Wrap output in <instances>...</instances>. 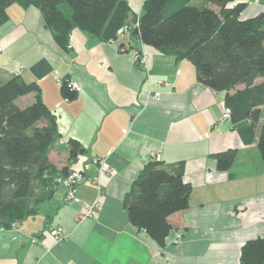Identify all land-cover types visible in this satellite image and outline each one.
Masks as SVG:
<instances>
[{
    "label": "crops",
    "instance_id": "0c3cea01",
    "mask_svg": "<svg viewBox=\"0 0 264 264\" xmlns=\"http://www.w3.org/2000/svg\"><path fill=\"white\" fill-rule=\"evenodd\" d=\"M143 1L127 0L135 17ZM238 3L245 4L241 20L264 13V0L232 2ZM6 16L0 24V83L19 75L39 87L59 135L48 162L59 174L97 157L106 175L99 185L90 179L77 185L81 204L65 203L58 185L36 188L43 199L31 204L35 214L19 222L18 232L0 228V264H238L243 244L264 238V160L256 142L239 133L247 121L220 120L225 92L199 83L190 61L128 35L102 42L78 28L70 31V47L61 48L38 8L13 4ZM136 51L146 56V68L136 64ZM65 80L80 87L67 101L60 90ZM34 96L17 103L27 106ZM70 142L84 153L73 159ZM227 150L235 151L234 160L228 170H218L214 155ZM155 155L164 164L182 161L183 181L191 187L188 207L167 217L163 246L129 222L122 204ZM95 200L101 210L78 220L82 204ZM51 226L65 232L63 242L53 244L46 233ZM31 237L38 241L32 244Z\"/></svg>",
    "mask_w": 264,
    "mask_h": 264
},
{
    "label": "trees",
    "instance_id": "16d2710c",
    "mask_svg": "<svg viewBox=\"0 0 264 264\" xmlns=\"http://www.w3.org/2000/svg\"><path fill=\"white\" fill-rule=\"evenodd\" d=\"M191 1L144 0L133 35L142 44L190 61L199 83L225 92L224 107L230 120L248 122L239 133L245 141L256 142L264 160V82L255 83L264 78V13L241 20L244 3L205 0V6L196 8ZM13 4L38 8L44 26L61 48L68 46L73 28L110 42L123 25L136 19L127 0H0V24ZM240 85L243 88L236 89ZM60 90L62 97L74 99L75 93L65 83ZM29 93L35 95L31 104L17 103ZM39 122L45 125L38 126ZM58 138L55 120L37 84L19 75L0 83V228L34 215L31 200L36 204L43 199L35 195V189L49 190L57 185L56 177L67 172L63 169L58 174L47 160ZM70 145L72 158L76 152L84 153L78 144ZM234 157L233 150L214 155L217 169L228 170ZM183 173L182 161L151 160L122 201L129 222L159 246L164 245L170 229L167 217L188 207L191 187L184 183ZM238 264H264V238L247 240Z\"/></svg>",
    "mask_w": 264,
    "mask_h": 264
},
{
    "label": "built area",
    "instance_id": "2783aa9c",
    "mask_svg": "<svg viewBox=\"0 0 264 264\" xmlns=\"http://www.w3.org/2000/svg\"><path fill=\"white\" fill-rule=\"evenodd\" d=\"M138 31V17L135 20L130 21L123 25L117 32V37H124L128 35L131 40L134 38L137 39L136 36L133 35L135 31ZM70 46L68 45L67 48ZM134 60L136 64L142 68H146V56L140 54V52H135ZM66 87L73 93H77L80 90V87L77 82L65 80L64 81ZM157 84H161V81L157 82ZM153 96L157 98L159 96L158 92H154ZM67 101L68 99L65 98ZM220 120H230V112L226 108L224 109ZM158 160V156L155 155ZM95 168V174L89 176V171L91 168ZM106 169L103 167V164L97 157H90L89 159H85L78 162V167L75 169L68 170L65 174L58 175L55 179V182L58 186H60L64 190L63 200L65 203L72 204H81L80 199L76 195L77 185L83 182L85 179H90L94 184L99 185L100 177L106 175ZM83 212L77 215L78 220L92 218L96 212L101 210L100 204L97 200L93 201L90 204H82ZM10 230L14 232L19 231V222L14 221L9 226ZM145 232V231H144ZM53 240V244H59L66 239L65 232L58 226H51L46 232ZM15 239V237H14ZM31 243L34 244L38 241L37 237H31Z\"/></svg>",
    "mask_w": 264,
    "mask_h": 264
},
{
    "label": "rangeland",
    "instance_id": "374dc122",
    "mask_svg": "<svg viewBox=\"0 0 264 264\" xmlns=\"http://www.w3.org/2000/svg\"><path fill=\"white\" fill-rule=\"evenodd\" d=\"M192 5L196 8H202L205 6V0H192ZM49 163V162H48ZM50 164V163H49ZM33 203V200H31V204ZM32 206V205H31ZM9 229V227H8Z\"/></svg>",
    "mask_w": 264,
    "mask_h": 264
}]
</instances>
